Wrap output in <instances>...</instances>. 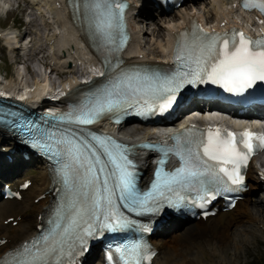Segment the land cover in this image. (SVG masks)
Returning <instances> with one entry per match:
<instances>
[{
  "label": "bare ground",
  "instance_id": "6f19581e",
  "mask_svg": "<svg viewBox=\"0 0 264 264\" xmlns=\"http://www.w3.org/2000/svg\"><path fill=\"white\" fill-rule=\"evenodd\" d=\"M26 1L31 7H35L41 12L48 11V17L52 18L58 25L57 30L46 37L43 34L44 40H47V44L43 42L44 47L40 46L37 51L33 52L31 49L36 43V36H33L35 33L30 25L35 21L33 22L32 20H27L28 32H31L32 34H28V32H26V34H22L19 38L17 34L14 35V32L9 30V28H6L2 31V38L5 39V42L8 43L10 48H12L13 40L18 43L21 41L26 43L24 45V51L27 53V57L24 61L28 64L27 66L30 64L29 59L36 56L38 52H43L44 50L49 49V53H47L45 57H51L53 63L56 64L54 65V68L58 70V73L59 71H62L63 73L64 71L72 73L70 74V77H66L63 81H61L60 91L57 92H55V90L59 87H54L53 85L50 86L49 82L46 80H42L41 83L34 82L33 88H29L26 85H22L21 80L18 81V78L7 79L0 76V93L4 92L7 95H10L11 98L9 99L12 100L16 99L14 97H17V99L21 98L22 101L19 103H27L29 107L37 109V106L40 104L47 103V106L58 104L55 101H44V99H46V93L48 96L50 93H54L52 94L53 97L59 96L60 93L72 86H78L79 72L76 73L78 67L80 68L82 63H96L94 58L91 57L90 52L83 46L81 39H83L84 36L81 34V28L73 22L66 0ZM234 1L235 0H201L199 3L193 2L189 7L181 4V7L174 11V13L169 17L161 16V23L158 25V28L154 27V24L152 25L153 28H151V25L145 27L144 24H147L149 19L156 16L153 12V8L149 5H144L143 7L139 6L140 2L135 0V5L132 6L130 12L134 24V35L132 41L129 43L128 49H126L124 53V57L131 60L141 59L148 61H160L167 59L164 58V56L166 54H171L177 38V32L181 29L184 24L183 22L188 20L192 14H199L201 19H204L205 17L207 20L213 22H219L229 16H235V19H238V16L242 13L236 10V8L229 7V4H232ZM58 3H60V5H58ZM136 9L137 12L135 14L134 11ZM43 14L45 15V13ZM137 16L142 17L137 18ZM141 22L142 25H140ZM27 40L29 43H27ZM41 57L44 56L41 55ZM43 62L45 61L43 60ZM71 62H74V64H71ZM20 87H24V90H21ZM129 126L131 131L126 129ZM131 126L134 125L129 123V125L120 126V131H122L129 138L132 137L131 135L139 133H134L136 129ZM5 131L6 130L0 127V174L7 177V174L13 172L12 168L15 166L10 165V163L5 164L3 162L4 159L1 155V149H7V147L12 146L8 139V134L5 133ZM143 133L145 135L152 136L154 135V129L147 127L143 130ZM141 154L145 161L151 157L150 154H146L144 151H142ZM20 159L21 156L17 154L14 159V163L12 164H18ZM257 173L255 168L250 165L248 175L252 182L251 187L260 186ZM25 178H27V176L24 175L23 170H18L13 178L15 186H17L18 183ZM50 181L51 176L49 174L48 167L43 162H40L38 176L33 179L31 184L27 187L28 189L23 191L21 199H17L15 197L0 199V238L6 237V241L4 243H1L0 241V252L21 241L22 238L32 235V233L36 230V224L38 223L37 213L29 223L28 221H24L25 216L27 218L26 209L31 205L36 207L39 211L44 208V205L49 202L48 195L39 198L37 203H35V197L48 188ZM252 192L253 190L246 192L245 197L242 200H238L235 205L236 207L232 210L218 211L215 216L208 217L206 219L201 218L169 225L167 230L164 231L166 233L159 239H155L156 247L162 248V250H160V252L162 251V256L160 257V253L156 254L152 260V264H238L236 254V259L234 258L233 261L231 260V262H227L225 260L227 255L226 251L228 249L227 247L230 245V243L227 242L228 237L226 236V231L237 221L249 220L251 223V225H247L246 223H242V225L240 224L241 226L238 227L239 230H237L239 234H245L249 231L255 233L254 226H256V224L261 223L264 225V198L263 196L253 198L251 195ZM9 215L19 217L20 223L19 226L13 228L10 227L11 232L8 225L3 223ZM251 220L253 222H251ZM262 231V234L264 235V229H262ZM247 238L249 237L246 236L245 239ZM234 239H236L235 241L238 240L237 238ZM208 250L212 251V253L218 251L220 254L218 258L223 262L220 263L219 261H214L213 259L210 261L206 260L204 255L208 252ZM93 263L98 264L97 259L94 260Z\"/></svg>",
  "mask_w": 264,
  "mask_h": 264
},
{
  "label": "snow or ice",
  "instance_id": "6c2138e0",
  "mask_svg": "<svg viewBox=\"0 0 264 264\" xmlns=\"http://www.w3.org/2000/svg\"><path fill=\"white\" fill-rule=\"evenodd\" d=\"M243 7L246 9L258 8L264 12V0H243ZM124 8L125 5L119 0H93L97 30L110 37L115 28L122 26ZM218 40L222 41V49L216 55L215 48ZM198 50L199 55L193 59L190 54L184 55V49H177L176 59L178 61L191 60L195 64V68L185 64L190 67L188 72H179L175 76L165 78L128 77L129 88H131L132 80L144 79L148 81L147 91L153 97L163 99L160 108L164 110L175 101V93L184 83H193L197 80L204 82V77L212 83L221 85L227 91L236 93L245 91L257 81H264V39L253 41L244 33L234 31L230 38L227 36L224 38L209 37L206 43H201L198 46ZM214 56L216 59L213 62ZM189 76L192 77L191 80L188 79ZM141 91L140 88L132 89V95ZM129 99L128 92L120 90L119 85H113L112 88L104 89L94 98L74 109V114L70 113L68 118L79 124H90L102 113L129 103ZM101 146L103 147V142H101ZM196 148L195 152L189 149L186 157L181 156L182 166L168 176L166 184L169 191L172 190V184L181 186L192 183H198L201 186L219 185L225 183V178L232 185L242 184L244 178L240 174V169L242 166H246L247 161L257 149H264V135H258L249 130L237 134L221 132L218 128H209L206 139L198 141ZM108 154L110 163L115 167V172L112 173L115 176V183L114 187L109 189V179L105 177L102 181L106 193L103 199L108 205L103 216L106 223L102 226L112 228L127 223L113 207L112 198L117 190L120 199L131 205L143 206L146 201L141 200L134 192L132 172L129 171L131 161L122 154ZM100 163L97 159L96 164ZM87 172L91 174L93 166H89ZM98 172L104 173L105 168L100 167ZM99 180V175H94L89 182L94 183ZM159 188L158 184V191ZM93 203V218L100 219L97 215L100 201L96 200ZM91 230L92 225L89 224L85 232L90 233ZM146 258L150 259V257Z\"/></svg>",
  "mask_w": 264,
  "mask_h": 264
},
{
  "label": "rangeland",
  "instance_id": "374dc122",
  "mask_svg": "<svg viewBox=\"0 0 264 264\" xmlns=\"http://www.w3.org/2000/svg\"><path fill=\"white\" fill-rule=\"evenodd\" d=\"M5 1L4 3H8L11 4V8H9V10L7 11V15L5 16L4 13H2L0 15V25L6 26L8 28L11 27L12 23L15 22L17 24H21V26H23V28H21L20 30L23 31V29H25V32H23V35L26 34V32H28V25H27V19L26 18H31V20H33V24H31V28L33 30V32L35 33V35H33L36 39V43L34 44L33 48L31 49L32 52L33 51H37L38 48H40V46L44 47V43H46V41L44 40V35L45 37L49 34H51L52 32H54L55 30H57L58 25L54 22V20L50 17H48V11H38L35 7L33 9V7L29 6L28 3L26 2V0H3ZM11 1V2H9ZM200 2L201 0H192V2ZM191 2V3H192ZM196 2V3H197ZM0 3H2L0 1ZM19 4V6H16V4ZM188 4V5H191ZM28 8L30 9V12L28 11ZM24 9H26V12H24ZM154 12V11H153ZM156 12V11H155ZM24 13V15L26 14V18L23 16H21ZM45 13V15L43 14ZM156 16L152 17V19H149L147 21V24H144L145 27L146 26H150L151 28L156 27L158 28V25L161 23L160 19L161 16L163 17H168L171 15V13L166 14H161V13H155ZM160 16V17H159ZM142 16H139V18ZM26 19V20H25ZM156 19V20H155ZM154 24V25H153ZM140 25H142V22L140 23ZM153 25V26H152ZM31 34V32H30ZM44 34V35H43ZM47 44V43H46ZM49 53L48 50H44L43 52H38L36 56H34L32 59H29V66H27L28 64L24 62H19L17 60H14L15 57H17V55H15L14 53H12L10 51V49H6L4 42L2 41V38L0 37V76H4V78H18V81L21 80L22 85H26L29 88H33L34 82H38L41 83L42 80H46L47 82H49V85L52 86L55 83H58L61 79V81H63V79H65L66 77H70V74H72L71 72L65 71L62 74H56L55 71L51 70V71H47L46 67L47 64H50L49 62H51V57L47 56L45 57V55ZM41 55H43L44 57H41ZM43 60L46 62V64L43 62ZM25 64V65H24ZM85 69V67L83 65H80V68L78 67V70L76 73L81 74V72ZM35 70V71H33ZM48 73V74H47ZM48 75V76H47ZM19 76V77H17ZM129 125V124H128ZM131 126L132 128H135L136 131L134 133L137 132H141V130L145 129L146 125L143 124H138L135 122H131ZM130 126L127 127L126 129L131 131ZM28 174H30V176L32 178H36V176H38L39 174V166L38 165H31L30 169L27 171ZM252 197L253 198H257L258 196H263L264 198V191H256V192H252ZM264 202V200H263ZM251 204V203H250ZM35 209L36 207L31 206L28 209H26L27 211V218H25L26 221H30L31 219H33L32 217L34 216L35 213ZM251 218V217H250ZM240 222V223H239ZM251 222H253L251 220ZM30 223V222H29ZM237 223V224H236ZM242 223H246L247 225H251V223L249 222V220L247 221H237L234 224H232L229 229L226 231V236L228 237V241L230 243V247L228 246L227 251H226V258L225 260L228 262L231 260L233 261V259H236L235 254L237 255V261L238 264H261L264 263V235L262 234V229H264V225L261 223L256 224L255 227V233L247 232L245 234L241 233L239 234V232L237 230L238 227H240L242 225ZM10 226H16L19 223H12L11 221H9L7 223ZM241 224V225H240ZM236 229V230H235ZM248 236L249 238L245 239L246 236ZM233 238V239H232ZM237 238L238 240L235 241ZM238 243V244H237ZM237 245V246H236ZM237 252V253H235ZM219 253L218 251L212 253V251L208 250V252L204 255V258L208 261L210 260H214V261H219L220 263L223 262L221 259H219ZM162 256V251L160 253V257Z\"/></svg>",
  "mask_w": 264,
  "mask_h": 264
},
{
  "label": "trees",
  "instance_id": "16d2710c",
  "mask_svg": "<svg viewBox=\"0 0 264 264\" xmlns=\"http://www.w3.org/2000/svg\"><path fill=\"white\" fill-rule=\"evenodd\" d=\"M262 264H264V263H262Z\"/></svg>",
  "mask_w": 264,
  "mask_h": 264
}]
</instances>
